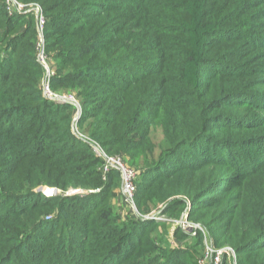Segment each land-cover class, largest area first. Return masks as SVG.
<instances>
[{
	"label": "trees",
	"instance_id": "16d2710c",
	"mask_svg": "<svg viewBox=\"0 0 264 264\" xmlns=\"http://www.w3.org/2000/svg\"><path fill=\"white\" fill-rule=\"evenodd\" d=\"M33 1L50 89L73 91L79 132L137 168L138 208L184 195L213 246L264 264V0ZM38 41L34 12L0 0V264H194L167 231L147 235L158 221L118 220L119 174L103 178L73 133L75 106L44 96ZM77 186L99 190L63 194ZM59 224L79 244L66 247Z\"/></svg>",
	"mask_w": 264,
	"mask_h": 264
},
{
	"label": "rangeland",
	"instance_id": "374dc122",
	"mask_svg": "<svg viewBox=\"0 0 264 264\" xmlns=\"http://www.w3.org/2000/svg\"><path fill=\"white\" fill-rule=\"evenodd\" d=\"M18 2H20L22 5L25 6H30V4L32 3H37L33 0H17ZM39 4V3H37ZM12 11H17V12H29L30 9L29 8H22L21 10L19 9H10V12ZM24 25V23L22 24ZM3 45L0 44V58L1 59H6L8 58V53L4 52L2 50ZM37 51H38V44H37ZM39 53V51H38ZM37 53V59L39 54ZM12 55V54H11ZM46 66L48 65L50 67V69L52 70V66L55 65V60L53 59H49L48 61H44L42 66ZM43 66V67H44ZM54 71V68H53ZM44 80V78H43ZM43 85V81L41 82V86ZM53 92V91H52ZM54 94H58V95H63L69 98H75V94L73 91L71 90H66V89H57L56 92H53ZM71 98V99H72ZM75 111V117H76V109ZM73 123V122H72ZM77 126H72V131L73 133H75L76 135L82 134L83 136L87 137L86 135H84L83 133L79 132V129H77ZM86 133V132H85ZM88 133V132H87ZM88 135V134H87ZM161 132L157 131V133L155 135H153V138L155 140H159L161 139ZM112 155H116L121 157L128 165L129 162L127 161V159L120 154H112ZM131 167L137 169L136 167L130 165ZM139 180V177L137 178V181ZM121 184V183H120ZM120 184L117 187L118 189V193H115V197L113 199L114 201V210L117 214L118 220L119 221H127L130 218H140L139 216H143V215H152L153 218H151V220L153 222L158 221L161 224H158V226H153L152 229L148 232L147 235H154V237H159L161 234H163L165 231H167L169 234V242L172 243L173 247H179V248H183L186 247L189 249V253L188 255H186V257L188 256H192L194 258V264H199V260L202 259L206 252L208 251V249H220V248H224V247H228V246H224V247H215L213 246L210 238H209V234L207 229L205 228V226L203 224H201L200 222H194L192 220L189 219V211L191 208L190 202L188 201L187 197L184 195H179V196H175V197H171L169 199H167L164 202H154V204H149V211H145L143 209H139L138 206V202L136 201V209L131 207L123 198V196L120 193ZM46 187V186H43ZM42 187H39L38 190L40 191ZM48 188H53V187H48ZM56 189V188H55ZM57 190V189H56ZM99 189L97 188H85V187H70L68 188V190H66L63 194L64 195H75V194H80V195H85L88 193H94L97 192ZM62 192L58 191V193L56 194H60ZM31 199H35V198H27L25 199L21 204L20 207L22 208H26L30 205L31 203ZM178 200L181 201V199L184 200L183 203H179L178 202V206L176 208V210L174 209V205L175 204H171L172 200ZM1 207V206H0ZM6 209V207H1V211H4ZM55 214L54 213H49L47 215L44 216L45 220H51L54 219ZM181 221H186L185 227H182V225L180 224ZM191 223H197L202 227V231H199L202 234V240H196V235H191V231L188 229V225ZM60 230L64 231V234L67 236L65 243H66V247H71L73 248L75 245L79 244V237L76 236L75 234L72 236L71 231H69L66 227H63L62 225L59 224ZM181 229L183 230V234L181 235L180 233H176V236L173 234V232L175 231V229ZM0 229H4V225L0 224ZM59 230V229H58ZM57 230V231H58ZM165 230V231H164ZM42 231V230H40ZM38 232V233H42V235L44 234V232ZM171 233V234H170ZM146 235V236H147ZM39 246H44V244L42 243V241L40 240L39 242ZM194 246V247H193ZM45 247V246H44ZM231 248V247H230ZM44 249H47L44 248ZM232 249V248H231ZM233 250V249H232ZM35 253L37 254L35 257H33V260H36L38 258V256L40 255L39 250L37 249L35 251ZM39 253V255H38ZM235 253V252H234ZM227 254V255H226ZM29 257V256H28ZM40 257V256H39ZM42 257H45L42 254ZM229 257H231V264H237V259L236 256L232 253V255H228V253H225L222 259V263L221 264H228V259ZM30 259L27 258V256H23L22 257V264H29L31 263V261H29Z\"/></svg>",
	"mask_w": 264,
	"mask_h": 264
},
{
	"label": "built area",
	"instance_id": "2783aa9c",
	"mask_svg": "<svg viewBox=\"0 0 264 264\" xmlns=\"http://www.w3.org/2000/svg\"><path fill=\"white\" fill-rule=\"evenodd\" d=\"M7 9L10 11V9H19L22 8H29L30 11H33L36 17L37 22V30L39 34V41H38V61L43 64L44 61H46V57L44 54V37H43V27L45 24V18L43 15L42 8L37 3H32L30 6L22 5L17 0H5ZM44 66V65H43ZM44 80H43V94L45 97L56 101V102H70L75 106L76 109V117L77 120L81 114V105L77 101V99H72L63 95H56L52 92V90L49 87V80L51 75L53 74V71L50 69L48 65L44 66ZM74 117V119L76 118ZM73 119V122H74ZM75 121V125L76 122ZM74 129V126H73ZM77 131V129H76ZM81 138L87 140L94 152V154L102 159V165L100 167L103 178H105L106 173H108L110 170L114 169L118 172L120 177V193L123 196L124 200L133 208L136 209L135 204V195H136V178H137V170L130 165H128L121 157L116 155H110L105 152V150L102 148L101 145H99L96 141L89 137H85L82 134H77ZM40 191L46 195V196H52L56 193H58L59 190H56L55 188H48V187H42ZM186 221H181L182 227H185ZM188 229L191 231V235H195L198 231H202V227L197 223H191L188 225ZM225 253H228V255H232L231 250L229 247H224L220 249H208L205 256L199 260V264H221L222 259Z\"/></svg>",
	"mask_w": 264,
	"mask_h": 264
},
{
	"label": "water",
	"instance_id": "95a60500",
	"mask_svg": "<svg viewBox=\"0 0 264 264\" xmlns=\"http://www.w3.org/2000/svg\"><path fill=\"white\" fill-rule=\"evenodd\" d=\"M77 120V117L74 119V122L72 123V126H75V121ZM141 219H151L153 218L152 215H141L139 216ZM229 249L231 250V252L235 255L234 251L229 247Z\"/></svg>",
	"mask_w": 264,
	"mask_h": 264
},
{
	"label": "crops",
	"instance_id": "0c3cea01",
	"mask_svg": "<svg viewBox=\"0 0 264 264\" xmlns=\"http://www.w3.org/2000/svg\"><path fill=\"white\" fill-rule=\"evenodd\" d=\"M116 192L118 193V189H116Z\"/></svg>",
	"mask_w": 264,
	"mask_h": 264
}]
</instances>
